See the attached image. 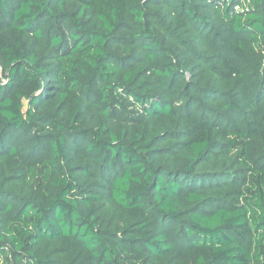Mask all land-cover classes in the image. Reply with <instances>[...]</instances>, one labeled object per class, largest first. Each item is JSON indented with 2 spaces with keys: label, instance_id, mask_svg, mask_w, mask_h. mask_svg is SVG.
<instances>
[{
  "label": "trees",
  "instance_id": "1",
  "mask_svg": "<svg viewBox=\"0 0 264 264\" xmlns=\"http://www.w3.org/2000/svg\"><path fill=\"white\" fill-rule=\"evenodd\" d=\"M0 264H264V0H0Z\"/></svg>",
  "mask_w": 264,
  "mask_h": 264
},
{
  "label": "built area",
  "instance_id": "2",
  "mask_svg": "<svg viewBox=\"0 0 264 264\" xmlns=\"http://www.w3.org/2000/svg\"><path fill=\"white\" fill-rule=\"evenodd\" d=\"M0 74H2V70H1V67H0Z\"/></svg>",
  "mask_w": 264,
  "mask_h": 264
}]
</instances>
